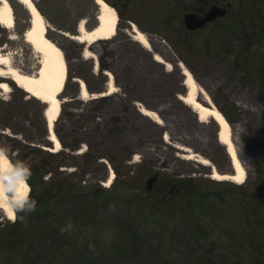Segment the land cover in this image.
<instances>
[{"label":"rangeland","instance_id":"rangeland-1","mask_svg":"<svg viewBox=\"0 0 264 264\" xmlns=\"http://www.w3.org/2000/svg\"><path fill=\"white\" fill-rule=\"evenodd\" d=\"M61 1L66 8L76 2ZM108 1L121 13L116 34L108 40L87 46L47 20L50 28L46 37L63 51L68 68L54 125L60 135L57 151L47 139L45 105L11 80L0 78V82L10 85L9 92L0 90V150L10 163L23 177L33 161L52 167L42 178L46 187L59 186L70 173H74V181L85 187L64 193L55 189L51 194V213L44 218L32 217L29 223L34 231L44 225L71 226L83 247L74 250L65 242L48 246L49 242L34 237L21 253L1 235L0 264H190L188 251L194 246L195 237L186 232L181 208L173 211L168 203L161 202L176 193L171 185L164 187L170 179L189 181L201 192L224 189L226 201L243 199L241 202L249 205V211H264V0H217L227 8L226 15L218 16L195 33L184 32L183 16L187 8L206 5L207 11L209 0ZM34 4L55 19L67 17L68 26L76 17L70 9L63 18L64 13L53 8L50 0H34ZM253 9L263 18H258ZM27 15L30 17L21 5L13 11V27H2L1 34L7 42L0 47V55L9 56L22 72L35 74L38 58L22 37L29 23ZM90 23L91 20H84L86 29ZM131 24L147 37L149 50L133 39ZM84 50L94 59L83 57ZM155 55L170 68L155 61ZM179 64L191 73L229 123L246 174L243 183L211 178L212 167L228 175L233 174V168L226 147L217 140V124L211 118L199 122L192 108L179 99L186 93ZM105 72H110L116 86L115 92L101 96L105 101L101 97L69 98L79 89L73 78L76 75L82 77L90 96L107 93ZM141 107L157 113L161 124L143 115ZM97 124L100 131L96 130ZM63 143H76L77 149L70 154ZM178 146L188 148L193 158H183L188 153ZM89 148L101 156L92 160L82 157ZM58 151L67 153L63 161L69 165L55 169L60 159L50 154ZM197 158L208 160L210 165L201 164ZM154 176L158 180L151 184ZM35 181L30 203L43 188L39 180ZM96 185L106 191H100L102 207L94 224L82 215L81 208L90 199L89 188ZM215 206V212L220 211L217 216L212 213L216 217H201L198 212L195 215L198 223L215 229L213 233L209 230L210 239L224 241L218 237L220 227L239 225L244 219L240 211H235L237 206L234 210L221 202ZM221 208L232 215L224 216ZM19 209L14 208L12 220L0 210V227L14 222ZM258 226L264 244V218ZM217 252L225 256L218 264H229V258L233 259L227 248L219 246Z\"/></svg>","mask_w":264,"mask_h":264},{"label":"trees","instance_id":"trees-1","mask_svg":"<svg viewBox=\"0 0 264 264\" xmlns=\"http://www.w3.org/2000/svg\"><path fill=\"white\" fill-rule=\"evenodd\" d=\"M14 13L16 12L18 7H21L15 0H7ZM51 6L53 8H59L62 13L68 12V10L72 9L76 12L75 19L71 20V26L66 25L67 17L64 13L63 18L65 19H55L50 14L46 13L41 7L37 5L38 11L43 15V17L48 20L50 23H52L55 27L58 29L64 31V32H70L74 34L75 32V24L78 20L84 19L85 23H88L89 20H91V23L87 25V29H92L96 24V13L98 10L97 4L94 2V0H76V2L69 3V7L66 8V5L63 4V1L61 0H50ZM110 5H112L118 16H121V13L115 4L110 3L108 0H105ZM252 9V8H251ZM188 10V8L186 9ZM254 14L258 18H263L262 15H259L258 10L253 9ZM27 15V19H28ZM184 32H186L185 29H183ZM3 32V28L0 26V47L4 46V44L7 42V39L5 36H3L1 33ZM239 53V51H238ZM243 63L246 60V57H242ZM242 68V67H241ZM73 77L82 78L80 75H76ZM87 88V87H86ZM79 97L78 91L69 96L71 99H77ZM101 97V101H105V98ZM99 99V98H98ZM46 128V126H45ZM47 130V129H46ZM96 130L100 131L99 126L97 124ZM55 131L56 136L60 140L59 132ZM47 135V134H46ZM28 143H31V139H26ZM64 144V143H63ZM30 146V145H29ZM64 147L67 149V151L70 154H73V152L77 149V145L75 144H64ZM67 153L65 151L51 153L50 156L52 157H58L60 161L55 165V169L57 167L62 165H69L66 162L63 161ZM101 156L100 153L96 154L95 151H92L90 148L87 149L82 157L88 158L90 160L97 159ZM52 169V167H51ZM51 169L48 168L43 163H36L32 162L31 165L27 167V172L24 175V178L30 187V192L28 194L27 199L25 200L24 204L20 207L17 217L12 223H7L6 225H2L0 227V236H4L5 239H8V245L11 248L19 250L21 253L24 251V247L28 241H30L31 238L37 237L38 239H44L45 241L49 242L47 244L48 246L54 245L55 242L62 243L65 242L68 245L72 246L74 250L80 249V247H83V243L78 242V236L73 231V227L68 226H51V225H44L41 229L32 230L30 228V220L32 217H41L44 218L45 216L49 215L51 206H53V197L54 195H51L52 192L56 189L60 192H74L76 190L85 188L84 186H81L79 182L73 180L74 173L67 174L65 176L64 182L62 184L54 185L51 187H46V182L42 181L43 176L46 173L51 172ZM51 176V175H50ZM35 179L39 180V185L43 188L41 191L36 193V198L34 201V207H30L33 202L30 203V198L32 196V192L35 191L36 188V181ZM51 183V182H50ZM221 184V183H218ZM168 185H171V189H175L176 193H173L168 200L161 201L166 202L168 205L173 207V211H175L177 208H181V212L183 218L185 219V226H186V232L190 235H193L195 237V243L194 246L191 247V249L188 251V257L190 259V264H218V260L222 257L225 258V256L221 255L217 252V248L223 247L227 248L229 250V253L231 254V258H229V264H264V244H262L259 233H258V224L259 220L264 218V211L262 209L254 208L253 212L252 210L249 211V205L243 204L240 200L239 202H229L226 201L227 196L224 193V189L222 190H216V191H202L199 188H195L191 186V183L189 181L185 182L182 180H173L170 179L169 181L166 180L164 183V187H167ZM221 185H228V183H223ZM97 187V188H96ZM225 187V186H224ZM223 187V188H224ZM99 185L93 186L89 188L90 190V199L88 200V203L85 207L81 208V213L85 217L88 216V219L90 218L94 224L97 223V216L98 211L102 207L101 202V194L104 193L106 190L101 189ZM182 189V190H180ZM124 190V189H123ZM35 197V195H34ZM217 202L223 203L224 207L227 206L230 209H233L235 206H237V209L235 211H240L243 217V222L237 223L239 225H225L223 227H220L219 235L221 239H224V241H218L210 239L208 237V234H210L209 228H206V226L198 223L199 219L195 215L197 212L198 214L202 216L208 215L211 216V218L216 217L219 212H215V205ZM186 209H185V208ZM191 209H196L195 213L191 212ZM223 210L222 213L225 212L224 208H221ZM213 210V212H212ZM234 210V209H233ZM233 210H231L233 212ZM187 211H190V215H186L185 213ZM214 213L216 216H213ZM252 213V216L249 217V215ZM232 215L230 213L223 214L224 216ZM236 214V212H234ZM212 233L215 231V229L211 230ZM212 236H215V234H211ZM219 237V238H220ZM79 251V250H78Z\"/></svg>","mask_w":264,"mask_h":264},{"label":"bare ground","instance_id":"bare-ground-1","mask_svg":"<svg viewBox=\"0 0 264 264\" xmlns=\"http://www.w3.org/2000/svg\"><path fill=\"white\" fill-rule=\"evenodd\" d=\"M33 0H17L29 13V26L22 35L23 41L31 48L32 52L38 58V67L33 73H24L12 64L7 55H0V78L11 80L19 89L23 90L30 97L37 99L44 105H48L45 114V121L49 122V141L53 146V151L60 148V142L52 131L53 122L57 119L60 112V100L58 96L61 94L67 77V70L64 63L61 50L46 37V21L34 6ZM99 10V25L94 29H86L84 20L78 25L77 35H70L71 39L88 45L97 40L111 39L117 30L118 15L116 10L103 0H96ZM14 25V16L11 6L7 0H0V26L11 29ZM133 39L142 47L149 50L150 44L147 37L134 25H132ZM65 35H68L65 33ZM83 57L94 59V55L88 50L83 51ZM155 61L163 63L169 69L168 63H165L158 55L154 56ZM182 69L184 77V86L186 93L179 96V99L190 106L196 113L198 121L205 123L211 118L218 126L219 133L217 135L218 142L227 147V154L230 158L233 168V174H220L212 167L211 178L215 180H229L237 184L243 183L245 179V171L242 163H239L236 157V147L233 145L230 128L218 109L213 105L207 93L202 90L193 80L190 72L186 70L182 64L178 65ZM108 76V92H115L116 86L113 84V76L109 72H105ZM80 98H95L104 93L95 95L88 93L85 83L79 80ZM0 90L4 92L10 91V85L6 82H0ZM201 101L205 102L208 107L204 106ZM139 111L151 118L155 123L161 124L160 116L144 107ZM166 137V135L164 136ZM233 140V141H232ZM179 149L187 152L185 159H192L190 150L185 147L178 146ZM203 165H210L208 160L204 158L195 159ZM112 176H109L108 183ZM8 192L11 193L8 195ZM29 193V186L25 178L10 163L6 155L0 150V210L10 220L14 218V208L23 205ZM11 196V197H10ZM14 205V206H13Z\"/></svg>","mask_w":264,"mask_h":264},{"label":"water","instance_id":"water-1","mask_svg":"<svg viewBox=\"0 0 264 264\" xmlns=\"http://www.w3.org/2000/svg\"><path fill=\"white\" fill-rule=\"evenodd\" d=\"M95 2H96V0H94ZM33 2V4H34V0L32 1ZM96 4L98 5V3L96 2ZM34 6H35V4H34ZM99 10H100V7H98V12H97V14H96V20H97V22H96V25H95V27L94 28H96L98 25H99V19H98V17H99ZM225 14V9L223 8V7H219V6H212V8L207 12V13H205L204 14V16L203 17H199V16H197L196 14H194V13H187V14H185L184 15V17H183V23H184V25H185V27L188 29V30H190V31H193V30H195V29H199V28H202V27H204L208 22H211V21H213L216 17H218V16H223ZM45 20V19H44ZM46 25H47V28H49V26H48V24L46 23ZM93 28V29H94ZM78 29V28H77ZM47 30V29H46ZM60 49V48H59ZM61 50V49H60ZM61 52H62V56H63V59H64V63H65V66H66V70H67V61H66V58H65V56H64V53H63V51L61 50ZM1 67V66H0ZM191 74V73H190ZM192 76V75H191ZM192 78H193V80L196 82V80L194 79V77L192 76ZM78 81V80H77ZM196 84L198 85V83L196 82ZM47 107H48V105L45 107V109H44V114H45V111H46V109H47ZM55 122V121H54ZM54 122H53V126H54ZM228 123V122H227ZM228 125H229V123H228ZM53 126H52V131H53ZM229 128H230V125H229ZM47 129H48V132H50V128H49V122H48V120H47ZM218 133H219V130H218V132H217V135H218ZM231 133V132H230ZM233 141V140H232ZM233 145L235 146V144H234V142H233ZM226 150H227V147H226ZM236 157H237V159H238V161H239V163H241L240 162V159H239V157H238V155H237V153H236ZM11 193H9L8 192V195H10ZM11 197V196H10ZM14 206V205H13Z\"/></svg>","mask_w":264,"mask_h":264},{"label":"flooded vegetation","instance_id":"flooded-vegetation-1","mask_svg":"<svg viewBox=\"0 0 264 264\" xmlns=\"http://www.w3.org/2000/svg\"><path fill=\"white\" fill-rule=\"evenodd\" d=\"M209 4H210V6H209V9H208L207 11H204V10H206V7H205L206 5H204V6H200V7H192L191 9H188V10H186V11H188L187 13H194V14H196V15L199 16V17H203L204 14H205L206 12H208V11L212 8V6H220V7L225 8V15H226V13H227V8H226L225 6H222L221 4H219L217 0H209ZM225 15H224V16H225ZM214 21H215V20H214ZM211 23H213V22H211ZM182 24H183V21H182ZM207 25H209V23L206 24V26H207ZM183 29H185L186 32H189V33H195V32H197V31L199 30V29H195V30H193V31H189V30H187V29L185 28L184 24H183ZM154 177H155V178H154V182H152L151 184L157 182V180H158V177H157V176H154ZM151 184L149 183V188L151 187Z\"/></svg>","mask_w":264,"mask_h":264},{"label":"clouds","instance_id":"clouds-1","mask_svg":"<svg viewBox=\"0 0 264 264\" xmlns=\"http://www.w3.org/2000/svg\"><path fill=\"white\" fill-rule=\"evenodd\" d=\"M30 207H34V202L32 203V205H30Z\"/></svg>","mask_w":264,"mask_h":264}]
</instances>
